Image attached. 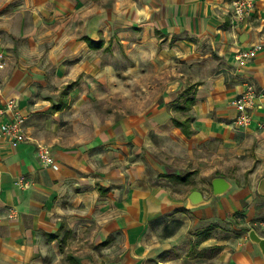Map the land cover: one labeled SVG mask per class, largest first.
Masks as SVG:
<instances>
[{
	"label": "crops",
	"instance_id": "crops-1",
	"mask_svg": "<svg viewBox=\"0 0 264 264\" xmlns=\"http://www.w3.org/2000/svg\"><path fill=\"white\" fill-rule=\"evenodd\" d=\"M121 1L127 2L117 1V16L138 21L135 48L152 53L148 61L137 58V66L150 63L163 86L141 91L154 99L135 117L126 114L110 127L98 123L94 131H82L70 116L76 104L66 112L78 77L43 110L0 92V124L12 119L6 100L13 98L27 137L15 148L0 142V264H264L248 231L192 246L193 217L199 220L210 200L194 186L185 192L165 185L169 179L188 186L189 176L214 173L211 187L213 178L229 181L224 172L235 170L259 176L255 193L264 196L258 192L264 179V128L258 127L264 119V49L245 66L236 60L240 49L264 39V0H254L240 23L231 17L233 0H132L130 9ZM246 82L263 96L251 125L237 129L231 101ZM191 86L193 103L182 111L181 94ZM175 118H189V137ZM38 142L51 146L57 170L39 163ZM21 177L27 186L17 184ZM194 190L205 202L193 207ZM245 191L235 190L253 211L256 200ZM259 225L256 232L264 237V222ZM207 246L221 249L211 258L192 254Z\"/></svg>",
	"mask_w": 264,
	"mask_h": 264
},
{
	"label": "rangeland",
	"instance_id": "rangeland-1",
	"mask_svg": "<svg viewBox=\"0 0 264 264\" xmlns=\"http://www.w3.org/2000/svg\"><path fill=\"white\" fill-rule=\"evenodd\" d=\"M117 1L0 0V44L9 58L6 67L0 70V92L18 97L25 106L43 110L49 102L58 100L65 82L78 77L71 91L74 99L69 105L76 104L70 116H74L82 131L84 126L91 131L99 125L115 126L126 114L135 117L137 110L149 106L154 99L149 93L140 96L141 91L145 93L147 88L163 85L154 79L161 73L155 74L150 63L137 66V58L148 56L146 60H150L151 49L135 48L138 21L134 15L117 16L119 10L114 9ZM121 2L131 8L132 0ZM84 35L103 44L88 49L81 40ZM109 40L110 49L106 45ZM258 41L264 42V39ZM181 83L186 86L185 82ZM72 104L67 106L66 112L72 110ZM49 148L53 155L51 146ZM213 174L189 176L192 182L186 184L188 186L165 180L171 191L183 188L186 192L194 186L210 200L202 217L197 221L193 217L189 230V235L193 236L192 246L198 238L212 239L210 243L213 239L236 238L241 233L246 234V229L260 228L259 223L264 222V196L255 193L259 176L225 171L233 189L219 197L211 192L209 182ZM237 188H245L243 195L256 200L253 211H248V203L237 197ZM260 233L264 234V228ZM195 253L198 254H192ZM210 253L204 252L203 256L211 258Z\"/></svg>",
	"mask_w": 264,
	"mask_h": 264
},
{
	"label": "built area",
	"instance_id": "built-area-1",
	"mask_svg": "<svg viewBox=\"0 0 264 264\" xmlns=\"http://www.w3.org/2000/svg\"><path fill=\"white\" fill-rule=\"evenodd\" d=\"M231 17L233 22H243L250 14L254 6V0H233ZM264 49V42H253L246 48L240 49L236 54L239 66H245L253 60L257 53ZM6 53L0 49V69L4 68ZM263 96V90L257 88L252 82L244 83L242 91L231 101L232 107L236 111V116L232 121L235 128H246L252 123V112L257 107V100ZM16 100L9 98L6 100V109L13 110V117L10 121L0 124V142H5L11 147H18L27 139L24 131V118L18 110ZM259 128H264V119L258 123ZM36 154L40 164L45 168L58 169V165L50 151L49 146L44 143H36ZM20 187L27 186V181L21 177L17 180Z\"/></svg>",
	"mask_w": 264,
	"mask_h": 264
},
{
	"label": "trees",
	"instance_id": "trees-1",
	"mask_svg": "<svg viewBox=\"0 0 264 264\" xmlns=\"http://www.w3.org/2000/svg\"><path fill=\"white\" fill-rule=\"evenodd\" d=\"M81 39H83L89 47L93 48V49H96L98 47H100V45H102L103 43L101 41H95L93 39H91L90 37L88 36H83ZM107 48L110 49V47H108L107 45ZM73 84V82L69 83L68 85L64 86L63 87V90H62V94H64V92L69 88L71 87V85ZM193 87H188L187 89H185L182 94H181V103H182V106H181V110L184 111V110H187L190 108V106L192 105L193 103V99L190 98V95L193 94ZM177 126L181 127V130L182 132L185 134L186 137H189L192 133V131L190 130L189 128V125H188V122H189V118H185L184 120H180V119H174L173 121ZM181 180H186L185 176H182ZM252 229H257V227H253ZM246 231H249V229H246ZM203 239H206V238H198V240H196L195 242V245H198L201 241H203ZM221 247L220 246H210L208 247L205 251H210L211 253L209 254L210 256H213L215 254H217L219 251H220ZM204 252H198L199 255H203Z\"/></svg>",
	"mask_w": 264,
	"mask_h": 264
},
{
	"label": "water",
	"instance_id": "water-1",
	"mask_svg": "<svg viewBox=\"0 0 264 264\" xmlns=\"http://www.w3.org/2000/svg\"><path fill=\"white\" fill-rule=\"evenodd\" d=\"M231 184L224 177H215L211 180L212 193L214 196H219L228 191ZM258 192L264 195V179L260 182L258 186ZM189 201L191 206H198L203 204L205 201L203 195L199 191H192L189 195ZM249 240L256 244L264 260V237L260 236L255 229H250L248 231Z\"/></svg>",
	"mask_w": 264,
	"mask_h": 264
}]
</instances>
